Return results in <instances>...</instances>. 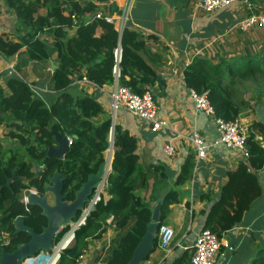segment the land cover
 <instances>
[{"label":"trees","instance_id":"trees-1","mask_svg":"<svg viewBox=\"0 0 264 264\" xmlns=\"http://www.w3.org/2000/svg\"><path fill=\"white\" fill-rule=\"evenodd\" d=\"M109 1L6 0L7 6L15 12L22 36L17 43L1 37L0 54L13 57L27 47L31 61L48 63L56 55L58 64L50 79V90L57 94V98L50 106L35 96L31 84L18 77L7 81V90L0 87V126L11 130L8 137L18 140L25 155L12 150L6 152L0 141V237L2 233L9 235L10 244L5 249L10 253L31 240L29 234H14L18 218H23L25 225L37 234H41L48 225L38 206L24 204V197L29 195V191L35 190L39 196H44L52 177L60 172L66 177L63 194L66 200L72 202L88 177L98 172L111 145L114 157L106 189L111 198L106 201L103 196L90 213L86 225L76 232L74 243L61 254L58 264H78L91 241L100 240L107 232V220L110 218L118 238L108 248L103 264H130L151 225L153 210L137 194L139 179L142 177V187L146 181L145 176H139L142 172L137 140L120 126H115L113 130L111 118L96 124L95 120L104 114L102 106L90 95L75 97L70 92L76 75L80 81L87 79L100 88L113 85L114 53L119 47L122 50V87L142 95L148 87L157 83L156 72L140 54L145 42L138 31L127 25L121 35L114 25L103 20L85 21L92 19L100 10L97 3L108 4ZM166 1L175 9L186 10L193 0ZM240 1H248L254 6L264 5V0ZM108 9L104 7L105 11ZM110 10L114 12L116 8L113 6ZM231 10L214 16L222 13L227 18ZM71 15H76L78 19L75 31L72 30L74 22ZM221 21L224 22L219 20L215 24L218 31L229 27L227 24L220 25L224 24ZM230 21L234 23L232 19ZM98 29L103 31L100 36H97ZM69 31L75 32L72 38H69ZM44 32L54 34V49L48 48L41 40L40 34ZM183 74L189 90L208 95L217 118L234 122L246 111V101L239 97L238 85L253 82L264 86V49L255 51L246 45L241 52H226L216 63L206 57H198ZM260 133L264 135V125L254 123L247 139L248 159L228 173V182L221 189L222 199L213 221L207 227L221 240L243 222L253 203L262 196L263 190L256 176V172L264 168V145L258 138ZM56 135L74 139L66 154L70 162L47 157L49 147L55 145ZM195 158L194 154L188 157L175 182L176 188L186 186L192 180ZM14 173L17 177L8 187L7 183ZM167 178L165 176L163 183ZM178 203V192L172 188L165 195L158 230L165 224L170 208ZM68 231L69 228H65L58 233L55 245ZM226 249L222 246L220 253ZM192 255L187 253L174 264H190ZM249 264H264V247L255 253Z\"/></svg>","mask_w":264,"mask_h":264},{"label":"crops","instance_id":"crops-1","mask_svg":"<svg viewBox=\"0 0 264 264\" xmlns=\"http://www.w3.org/2000/svg\"><path fill=\"white\" fill-rule=\"evenodd\" d=\"M199 1H192L186 10H178L171 7L166 0H137L129 18V28L138 31L145 42V48L140 54L158 76L157 83L148 87V90L155 97L159 116L167 120L169 129L153 133L147 123L128 112L120 110L116 114L113 113L111 94L115 84L100 88L92 83L80 81L76 75L70 88L75 97L87 94L94 97L102 106L104 114L95 120L96 124L111 118L113 130L115 126H120L137 140V155L142 172L139 176H145L146 180L142 187V177L139 179V184H136L137 194L150 204L153 214L157 206L161 205L162 208L169 190L173 188L178 192L179 203L170 208L163 225L175 232L170 250L165 252L159 247L160 208L158 225L151 222L147 239L141 244L146 257L139 264H174L187 253L193 254L195 240L213 221L216 208L222 199L221 189L228 182V173L240 162L245 161L240 153L231 152L223 144L218 143L219 134L214 121L195 109L190 99V90L184 81V70L194 59L206 57L213 63L219 60L221 55L218 58L216 54L210 52V48L207 50L212 41L210 37H214L211 28L214 25L213 21L223 20L221 23L224 24H220L223 26L230 21L223 17L222 13L203 17L202 12L197 9ZM18 27L15 12L7 6L6 0H2L0 38L6 37L14 43L19 42L22 33ZM102 33L103 31L98 29L97 36ZM74 34V31H69V38ZM40 38L45 44L47 41L53 43L47 47L54 49L56 38L53 33L44 32L40 34ZM52 64L56 67L58 65L56 55L48 63L31 61L27 47L13 57H4L0 54V87L7 90V81L18 77L31 84L35 96L50 106L57 98V94L50 90ZM249 112L240 118L248 130L254 123L264 125V106H253ZM194 131H198L210 145L209 156L203 161H197L195 158L192 180L186 186L176 188L175 182L188 157L191 154L196 156L191 142ZM10 132L11 130L4 125L0 126V141L5 151H17L25 156L24 148L18 140L8 137ZM110 136L112 140V135ZM258 138L264 145V135L260 133ZM168 147L174 149L173 156L166 154L165 150ZM165 176L168 178L163 183ZM256 176L263 190L262 196L253 203L243 222L223 239L227 249L220 253L219 264H249L255 253L245 251L253 244L261 248L264 246V168L257 171ZM110 198L109 195H105L106 201ZM116 238L118 232L110 218L107 220V232L100 240L91 241L79 264H103L108 248Z\"/></svg>","mask_w":264,"mask_h":264},{"label":"built area","instance_id":"built-area-1","mask_svg":"<svg viewBox=\"0 0 264 264\" xmlns=\"http://www.w3.org/2000/svg\"><path fill=\"white\" fill-rule=\"evenodd\" d=\"M137 0H110L108 4H99L100 10L92 19H85L87 23L93 20H103L108 24H112L116 27L118 32L122 35L124 29L128 25L129 18L131 16L132 9ZM116 8V11L111 12L110 9ZM243 7L246 12V16L242 18L235 26V28L242 33H249L254 29H264V11L254 13L255 6L248 1L240 0H200L197 4V9L204 15L213 16L221 11H227L236 7ZM104 7H108L107 11ZM69 16V13H66ZM71 19L74 22L72 30H77L78 19L76 15H71ZM115 65L113 68V77L115 89L111 94V110L113 113H117L120 110H124L134 117L144 121L150 126L153 133H158L162 130L169 129L167 120L160 118L159 109L153 94L147 90L142 95H139L127 87L120 85V64L122 60L121 47L117 48L114 53ZM188 66V65H187ZM13 69V66H11ZM83 82L90 83L87 79ZM190 99L193 102L195 109L205 116L211 118L219 134V142L223 144L229 151L234 153H240L244 160L248 159L247 151V139L249 136V130L244 123L238 119L234 122H226L220 118H217L213 107L210 105L208 95L206 93L199 94L193 90H190ZM68 147L70 148L74 139L67 137ZM191 142L195 150L197 161L206 160L209 156L210 145L205 141V138L201 136L198 131H194L191 136ZM168 156H173L174 149L168 147L165 150ZM105 161L106 168L102 177L101 183L94 190L93 197H91L89 204L77 217V219L69 227V231L66 233L61 242L54 246L51 253L44 255L41 259L38 255L34 258L26 260L23 264H35L41 260L45 264H58L61 254L64 250L70 247L74 241L76 232L86 225L87 219L90 213L94 210L95 206L105 198L106 189L108 188V178L112 172V163L114 157L113 146L106 152ZM29 193H36L35 191H29ZM25 205H28V196L26 195L23 200ZM8 234H1L0 237V257L3 249L10 244ZM175 238V232L172 228L167 226H161L158 231L159 247L162 251L168 252ZM227 248L224 240L219 239L218 236L209 230H203L193 245V255L190 264H219V254L221 247ZM41 260H40V259ZM39 259V260H38ZM81 260V259H80ZM32 261V263H28ZM80 263V262H79ZM78 263V264H79Z\"/></svg>","mask_w":264,"mask_h":264},{"label":"water","instance_id":"water-1","mask_svg":"<svg viewBox=\"0 0 264 264\" xmlns=\"http://www.w3.org/2000/svg\"><path fill=\"white\" fill-rule=\"evenodd\" d=\"M57 67L52 64V71ZM111 135H113V130ZM76 138V137H75ZM77 139V138H76ZM69 151L68 142L66 137L59 135L55 136V145L49 147L47 157L62 159L65 163L70 162L66 159V154ZM106 168V162H103L96 174L88 177V180L82 185L81 189L76 193V197L72 202H67L64 192V183L66 177L60 172H56L51 179L50 184L47 186L45 195L39 196L36 193L28 195V204L38 206L42 210L43 216L48 220V225L43 229L41 234H37L35 230L27 227L23 218H18L15 221V235L26 233L31 236V240L16 249L13 252H8L3 249L0 257V264H23L26 260L36 257L37 255H48L51 253L55 246V239L58 233L65 228H69L72 223L77 219L78 214L82 212L87 204H89L91 196L102 181ZM17 177L14 173L7 186L10 187L11 183ZM48 196H53L54 204H50ZM161 205L157 206L153 217L152 224L158 225L160 217ZM151 227V225H150ZM149 227V228H150ZM149 231V230H148ZM135 251L134 257L130 264H139L144 261L146 252L142 249L141 244L146 240L147 235Z\"/></svg>","mask_w":264,"mask_h":264},{"label":"rangeland","instance_id":"rangeland-1","mask_svg":"<svg viewBox=\"0 0 264 264\" xmlns=\"http://www.w3.org/2000/svg\"><path fill=\"white\" fill-rule=\"evenodd\" d=\"M193 1H197V0H193ZM256 10H259L260 12L264 11V5H259V6L256 5L254 11H256ZM246 13L247 12L244 8H241V9L237 8V9L231 11L230 15L227 17V19L228 20L232 19L234 21V23H232V21H228L227 25L229 27H225L224 29H220L219 31L215 27V24L217 22L213 21L214 27H212V28L210 27V28L214 32V37H212V38L210 37V39H212V41L208 45L207 50L210 48V52H212L213 54H216V56H218V58H219V55H221L220 56V58H221L223 55H225V52H231V53L241 52V50L243 48H245L246 45H249V47L255 51L264 49V29L263 30L254 29V30L250 31L249 33H242L235 28L236 24L242 18H244L246 16ZM201 14L203 17H206L203 13H201ZM208 21L209 22L211 21V17H209ZM208 31H209V29H208ZM210 39H208V41ZM52 44L53 43H51L49 41L46 42L47 46H51ZM237 89H238L239 97H241L243 101H246V107L244 108L246 110L245 113H248V111L251 112L253 109V106H261V107L264 106V95H263L264 94V86H263V84L253 83V82L252 83H242L241 85H238ZM258 95H262V96H258ZM6 147H8V145H6ZM30 191H32V190H30ZM33 191H35V190H33ZM64 196H65V194H64ZM48 200H49L50 204H54L53 196H48ZM66 201L69 202V200H66ZM253 245H251V247L248 248L245 251V253H248L250 251L252 253H256L261 248V247H256V245H254V246ZM247 247H248V245H247ZM43 257H44V255L40 256L41 259ZM28 263H32V261H28ZM35 264H45V262L41 260L39 263H35Z\"/></svg>","mask_w":264,"mask_h":264}]
</instances>
